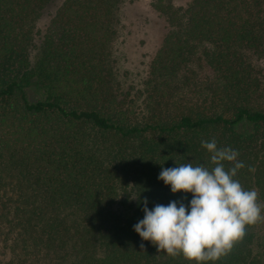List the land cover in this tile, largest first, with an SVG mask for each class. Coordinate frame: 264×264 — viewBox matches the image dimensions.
Masks as SVG:
<instances>
[{
	"label": "trees",
	"instance_id": "16d2710c",
	"mask_svg": "<svg viewBox=\"0 0 264 264\" xmlns=\"http://www.w3.org/2000/svg\"><path fill=\"white\" fill-rule=\"evenodd\" d=\"M54 1L0 0V264H189L133 226L145 198L191 200L158 176L209 166L201 140L239 152L264 209V0L158 1L166 33L126 91L123 0H61L40 23ZM216 264H264V219Z\"/></svg>",
	"mask_w": 264,
	"mask_h": 264
},
{
	"label": "clouds",
	"instance_id": "9594fccd",
	"mask_svg": "<svg viewBox=\"0 0 264 264\" xmlns=\"http://www.w3.org/2000/svg\"><path fill=\"white\" fill-rule=\"evenodd\" d=\"M201 148L208 153L209 166L187 162L161 167L158 176L172 194L190 193L191 200L187 204L184 199L173 200L149 209L145 198L143 219L133 231L159 252L182 255L189 264H216L243 239L247 227L264 219V209L258 191L246 190L236 179L246 167L237 150L218 147L215 139L201 140Z\"/></svg>",
	"mask_w": 264,
	"mask_h": 264
},
{
	"label": "rangeland",
	"instance_id": "374dc122",
	"mask_svg": "<svg viewBox=\"0 0 264 264\" xmlns=\"http://www.w3.org/2000/svg\"><path fill=\"white\" fill-rule=\"evenodd\" d=\"M158 1L184 6L188 0H123L117 12L115 36L111 43L110 65L115 83L122 91L137 87L146 75L166 33V24L155 10ZM61 0H55L46 10L40 23ZM35 100L36 92H29Z\"/></svg>",
	"mask_w": 264,
	"mask_h": 264
}]
</instances>
